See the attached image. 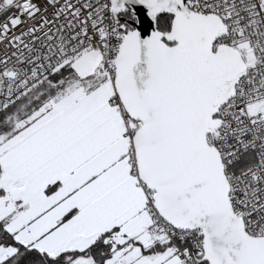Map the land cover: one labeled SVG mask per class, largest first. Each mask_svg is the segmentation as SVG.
Instances as JSON below:
<instances>
[{
    "label": "snow or ice",
    "instance_id": "obj_1",
    "mask_svg": "<svg viewBox=\"0 0 264 264\" xmlns=\"http://www.w3.org/2000/svg\"><path fill=\"white\" fill-rule=\"evenodd\" d=\"M0 264H264V0H0Z\"/></svg>",
    "mask_w": 264,
    "mask_h": 264
}]
</instances>
